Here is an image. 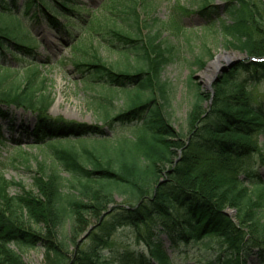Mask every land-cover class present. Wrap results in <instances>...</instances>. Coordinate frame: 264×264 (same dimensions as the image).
<instances>
[{
	"label": "trees",
	"instance_id": "trees-1",
	"mask_svg": "<svg viewBox=\"0 0 264 264\" xmlns=\"http://www.w3.org/2000/svg\"><path fill=\"white\" fill-rule=\"evenodd\" d=\"M213 3L199 0L192 14L215 20L211 25L231 49L264 56L261 0H223L220 8ZM75 4L22 0L20 14L17 0H0V120L11 121L12 109L35 115L29 136L46 147L43 154L51 162L33 177L41 202L30 194L6 198L5 183H0V264H25L11 245L20 250L41 243L43 264H101L113 234L125 228L138 233L146 253L123 251L117 264H171L154 239L157 227L177 248L189 243L209 247L212 257L204 264H246L251 255L264 264V180L247 164L259 158L264 165V143L257 141V136L264 139V98L252 93L264 78V61L239 62L213 84L212 98L189 77L193 103L182 136L171 122L162 80L173 55L154 17L156 0H109L105 31L116 40L122 67L104 64L94 46L75 49L77 41L70 46L73 54L80 50L71 55L72 64L91 92L83 104L97 123L50 119L46 114L53 97L41 70L50 64L37 56L34 38L15 14L31 13L35 24L43 18L66 36L59 19L82 21L74 14ZM182 8L180 14L190 10ZM171 25L182 30L176 19ZM18 57L30 59L20 69L10 66ZM204 64L197 58L199 68ZM119 91L128 93L124 104L115 99ZM209 99L205 111L202 103ZM115 122L132 126V133L110 138L104 127ZM116 199L120 205H114ZM77 224L82 228L74 234Z\"/></svg>",
	"mask_w": 264,
	"mask_h": 264
},
{
	"label": "rangeland",
	"instance_id": "rangeland-1",
	"mask_svg": "<svg viewBox=\"0 0 264 264\" xmlns=\"http://www.w3.org/2000/svg\"><path fill=\"white\" fill-rule=\"evenodd\" d=\"M75 15H79L82 21L75 20L67 16L61 18L63 25H66L68 34L66 36L57 33L54 29L48 26L47 22L41 25H35L29 19V15L19 17L27 27L31 36L35 40L34 51L37 56L47 59L49 66H41V70L47 81V88L53 97V103L47 111V116L50 119H62L65 122H76L80 124L95 125L97 121L92 112H90L83 104L85 95L91 93L89 88L84 83V78L77 72L72 64L71 55H78L80 52L73 49L84 48L90 49L94 46L97 55L104 64L112 66H121V61L117 55L115 45L116 40L106 33L105 25H107V13L105 11L107 0L102 6L104 0H76ZM199 0H156V10L154 17L158 25L161 26L160 33L162 40L172 47L170 56L172 61L165 67L162 72V80L167 84V89L170 97L171 105V122L174 128L179 131L182 136H186L187 118L193 103V91L188 88L187 79L193 77L194 84H198L201 91L213 96V79L222 71V69L231 62L240 61L246 62L250 58L245 53L237 52L225 42V39L213 28L212 22L202 18L201 16L192 14L196 9V3ZM217 7H221L223 0H210ZM264 5V0H261ZM17 4L21 5V0H17ZM101 6V7H100ZM182 7L190 9L184 14H180ZM191 11V14H190ZM220 11V9H219ZM220 14V13H219ZM178 17V18H177ZM177 20L182 27L178 32L173 29L172 22ZM207 25V26H206ZM70 38L69 42H65ZM77 41V46L69 48L72 42ZM81 45V47H80ZM89 52V51H88ZM229 54H231L229 56ZM210 55V56H209ZM222 56V57H221ZM202 57L205 60L203 67L197 65V58ZM219 58V64L213 66ZM264 57V56H260ZM30 59V58H29ZM17 58V64H11L12 67H20V63H26ZM118 63V64H114ZM24 66V65H23ZM229 69L227 72L231 71ZM222 73L219 76H223ZM253 96L259 100L264 98V78L254 84L252 89ZM127 92H117V97L124 104L127 100ZM211 104V99L202 103V108L206 111ZM13 118L11 122L0 120L2 125L3 137L0 138V183L4 182L2 194L7 197L16 195H29L36 201L41 199L35 190L33 177L39 167L47 168L51 165L48 158L44 157L43 152L46 150L44 145H37L31 139L28 133H19L18 126L32 129L35 124V117L20 110L12 109L10 111ZM9 123V124H8ZM13 132L9 130L12 128ZM132 126H122L115 122L111 128L104 127V131L110 138L120 135L129 136L132 133ZM19 142L18 144L13 141ZM258 143H264L262 136H257ZM264 158V152H263ZM177 161V159H176ZM248 166L259 174L261 180H264V165L259 158L254 159ZM8 183V184H6ZM248 183H245V186ZM40 202L36 206L40 205ZM114 205H120L119 199H116ZM224 213L234 219V213L230 209H225ZM91 224L92 220L88 219ZM82 225L77 224L74 228L76 234L80 231ZM88 229V231H90ZM145 229L139 230L140 233L146 234ZM160 227H157L153 232L161 245V249L170 259L171 264H204L212 257V251L209 247L202 245H194L189 243L186 246L181 244L178 248L175 247L165 233L159 232ZM66 239H70L73 235L68 228L65 229ZM88 232L83 233L79 237V242L85 239ZM138 233L130 228L119 229L113 234L110 241V247L104 250L101 254V264H117L116 260L123 251H143L146 253L144 244L136 240ZM47 243H53V239H48ZM10 249L20 255L25 264H43L45 249L43 243L33 248L17 249L13 245ZM74 248L69 249L71 255L74 254ZM246 264H263L255 255L247 258Z\"/></svg>",
	"mask_w": 264,
	"mask_h": 264
},
{
	"label": "water",
	"instance_id": "water-1",
	"mask_svg": "<svg viewBox=\"0 0 264 264\" xmlns=\"http://www.w3.org/2000/svg\"><path fill=\"white\" fill-rule=\"evenodd\" d=\"M264 59H251V61H258V62H260V61H263ZM240 61L238 60V61H235V62H231L229 65H227V66H225L223 69H222V71L218 74L219 76L222 74V73H225V72H227L229 69H232V68H234L238 63H239ZM219 76L217 77V76H215L214 77V79H213V82L215 83V82H217L218 80H219Z\"/></svg>",
	"mask_w": 264,
	"mask_h": 264
},
{
	"label": "bare ground",
	"instance_id": "bare-ground-1",
	"mask_svg": "<svg viewBox=\"0 0 264 264\" xmlns=\"http://www.w3.org/2000/svg\"><path fill=\"white\" fill-rule=\"evenodd\" d=\"M230 55H231V54H229V56H230ZM221 57H222V56H221ZM219 58H220V57H218V58L216 59V62H214V63L212 64L213 66H216V65L219 64V63H218V62H219Z\"/></svg>",
	"mask_w": 264,
	"mask_h": 264
}]
</instances>
